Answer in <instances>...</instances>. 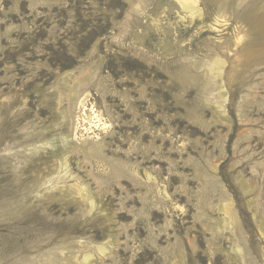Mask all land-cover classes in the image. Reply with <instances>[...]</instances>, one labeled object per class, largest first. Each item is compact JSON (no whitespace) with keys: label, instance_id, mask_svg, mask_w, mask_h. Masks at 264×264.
<instances>
[{"label":"rangeland","instance_id":"374dc122","mask_svg":"<svg viewBox=\"0 0 264 264\" xmlns=\"http://www.w3.org/2000/svg\"><path fill=\"white\" fill-rule=\"evenodd\" d=\"M173 5L0 0V264H264V0L233 69Z\"/></svg>","mask_w":264,"mask_h":264},{"label":"bare ground","instance_id":"6f19581e","mask_svg":"<svg viewBox=\"0 0 264 264\" xmlns=\"http://www.w3.org/2000/svg\"><path fill=\"white\" fill-rule=\"evenodd\" d=\"M172 1L174 3L173 7L177 11V15H178V18L180 19V21L185 22L187 20L189 22V24L197 27V33L196 34H202V33L206 34L207 33L212 37L213 35H222V33L224 31H226L225 28L227 26L232 27L231 35L229 34L230 37L226 40L225 43L222 41L221 38L216 39L215 37H213V39H212V41H213L212 43H214V47L220 48L221 50H223V52L227 51V53H230V55H232L231 53L233 52V57H235V60L231 63L232 69L234 68L235 63L237 61L239 62L242 60V55L244 56V54L247 53L250 46L257 44L258 24H257L256 17H255V15H252L251 12L240 11L239 3L242 0H215V3L217 4L216 6L218 9V13L209 21L206 17L207 13L205 12V8H204L202 0H172ZM157 21L159 23V20H157ZM177 21H179V20H177ZM160 24H159V26H160ZM168 25L171 27L173 26L172 23H168ZM172 28H174V27H172ZM232 48H234V49H232ZM230 55H229V57H230ZM225 61L219 57H213L209 61V63L207 64V66L212 71V74L216 78L223 77V75L225 73L224 72V66L228 63V62L226 63ZM225 75H226V73H225ZM232 76H233V73H232ZM219 95L222 96L224 99H226V96H223L222 92H219ZM87 100H88V96H85L80 101V106H81L80 107V111H81L80 117L84 121H87L89 118V116H88L89 113L87 112L89 109L87 108V105H86ZM89 112H90V114L91 113L94 114L97 122L99 121L101 123V120H100L101 114L99 112H98L99 114H97V111H95L94 107H92V109ZM104 127H106V124H104ZM65 153H63V152H62V154L59 153V155L61 154L59 164H61V166H63V167H64L63 162L67 159V158H64L65 155L67 154V153L66 154ZM66 163L67 162H65L64 164H66ZM61 166H60V168H61ZM87 201H88L89 205L93 206L94 201L91 198L88 199ZM3 205H4V207L2 205L0 206V213L2 215H5V214L8 215L9 213L6 211V208H5L7 205L5 203ZM15 212H17V211H14L13 214H15ZM18 212H19V210H18ZM61 241L63 242V240H61ZM65 241H67V240H65ZM46 242H48V241H46ZM40 244L44 245L42 243H40ZM66 244L67 243H59V244L57 243L56 246H54L53 248H51L48 251L46 250V252L43 251V252H40L38 254L36 252L37 255L34 258H32L30 260H25V262L23 264H61V260H60L61 255L63 256V251H64V247L66 246ZM90 258H91V256L86 255V257H84V260H82L80 264H89Z\"/></svg>","mask_w":264,"mask_h":264}]
</instances>
